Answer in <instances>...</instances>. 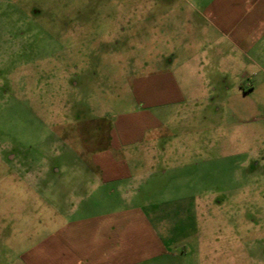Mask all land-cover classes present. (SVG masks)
<instances>
[{
  "label": "rangeland",
  "instance_id": "1",
  "mask_svg": "<svg viewBox=\"0 0 264 264\" xmlns=\"http://www.w3.org/2000/svg\"><path fill=\"white\" fill-rule=\"evenodd\" d=\"M191 6L0 0V264H28L69 220L121 205L99 185L104 158L138 176L132 202L151 212L197 189L163 210L178 235L196 219L216 248L264 264V93L243 94L238 57L203 43Z\"/></svg>",
  "mask_w": 264,
  "mask_h": 264
},
{
  "label": "crops",
  "instance_id": "2",
  "mask_svg": "<svg viewBox=\"0 0 264 264\" xmlns=\"http://www.w3.org/2000/svg\"><path fill=\"white\" fill-rule=\"evenodd\" d=\"M187 1V0H184ZM190 18L198 20L199 34L208 46L223 51L229 63L230 52L239 61V79L246 80L243 94L264 93V0H189ZM177 18L185 12H177ZM225 62V63H227ZM224 81H227L225 75ZM263 90H260L262 89ZM175 94L180 100L182 93ZM178 96V97H177ZM180 96V97H179ZM159 103L173 101L170 94H158ZM164 100V101H163ZM114 150L119 147L113 144ZM102 164L99 185H111L121 193V205L69 220L27 252L20 255L28 264H245L239 253L229 252L228 241L215 246L214 236L203 235L196 219H191L187 235L179 236V219L171 222L163 210H183V201L200 195L196 190L176 191L158 212L147 203H134L132 196L138 178L126 171L122 161ZM122 168V169H119ZM205 191H202L204 194ZM201 194V195H202ZM187 206L190 215L194 211ZM196 210V209H195ZM181 214V212H180ZM179 216L176 213V217ZM175 221V220H173ZM234 241V240H233ZM219 242V241H217ZM240 249L241 238L236 237ZM237 260V261H236Z\"/></svg>",
  "mask_w": 264,
  "mask_h": 264
}]
</instances>
